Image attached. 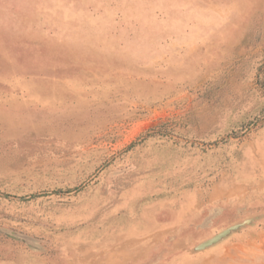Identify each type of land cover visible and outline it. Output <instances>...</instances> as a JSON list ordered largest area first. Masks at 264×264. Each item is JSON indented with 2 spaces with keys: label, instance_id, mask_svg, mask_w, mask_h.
Segmentation results:
<instances>
[{
  "label": "rangeland",
  "instance_id": "374dc122",
  "mask_svg": "<svg viewBox=\"0 0 264 264\" xmlns=\"http://www.w3.org/2000/svg\"><path fill=\"white\" fill-rule=\"evenodd\" d=\"M0 264H264V0H0Z\"/></svg>",
  "mask_w": 264,
  "mask_h": 264
},
{
  "label": "water",
  "instance_id": "95a60500",
  "mask_svg": "<svg viewBox=\"0 0 264 264\" xmlns=\"http://www.w3.org/2000/svg\"><path fill=\"white\" fill-rule=\"evenodd\" d=\"M245 222H249V220H244L241 223H235L233 225H230V226L222 229L221 231L217 232L216 234H214L210 238H208V239L200 242L199 244H197L195 246V249H202V248H205V247H208V246L214 244L215 242L219 241L220 239L226 237L232 231L236 230L238 227H240Z\"/></svg>",
  "mask_w": 264,
  "mask_h": 264
}]
</instances>
